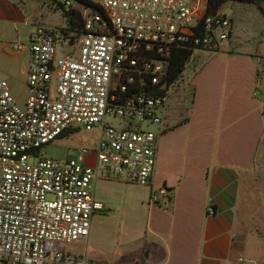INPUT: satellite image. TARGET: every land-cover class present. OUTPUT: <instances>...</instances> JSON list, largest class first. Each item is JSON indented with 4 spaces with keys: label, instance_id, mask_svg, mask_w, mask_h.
<instances>
[{
    "label": "built area",
    "instance_id": "2783aa9c",
    "mask_svg": "<svg viewBox=\"0 0 264 264\" xmlns=\"http://www.w3.org/2000/svg\"><path fill=\"white\" fill-rule=\"evenodd\" d=\"M51 1L79 14L81 27L71 26V37L35 25L26 44L11 47L29 52L21 106L0 79V264H92L63 247L85 239L104 209L94 182L104 175L148 186L158 134L148 126L162 121L173 53L218 50L232 28L226 3L205 13L198 0ZM78 126L97 130L93 148L60 160L37 155ZM166 195L159 186L149 200Z\"/></svg>",
    "mask_w": 264,
    "mask_h": 264
},
{
    "label": "crops",
    "instance_id": "0c3cea01",
    "mask_svg": "<svg viewBox=\"0 0 264 264\" xmlns=\"http://www.w3.org/2000/svg\"><path fill=\"white\" fill-rule=\"evenodd\" d=\"M27 1L0 0V59L14 57L11 47L28 38L30 31L22 35ZM254 3L264 10V0ZM230 19V36L217 50L225 52L197 80L191 116L162 122L145 194L125 202L124 222L140 220L143 231L108 234L115 201L95 197L94 189L123 179L101 175L93 196L104 209L91 217L79 244L82 255L68 258L92 264H264V50H242L251 41L250 23ZM184 143L187 152L177 154ZM159 186L168 194L150 204L149 191ZM138 204L140 213L133 210ZM208 206L214 214H207Z\"/></svg>",
    "mask_w": 264,
    "mask_h": 264
},
{
    "label": "rangeland",
    "instance_id": "374dc122",
    "mask_svg": "<svg viewBox=\"0 0 264 264\" xmlns=\"http://www.w3.org/2000/svg\"><path fill=\"white\" fill-rule=\"evenodd\" d=\"M194 1V0H193ZM205 0H198V7L200 11L203 10ZM191 7L195 6L194 2L190 3ZM225 14L232 17L233 21H241L250 23L247 28L250 30L251 41L243 46L241 49L244 51H253L255 47L264 50V10L259 8L256 3L238 4L236 1H228L225 4ZM66 9L59 6L52 5L51 0H28L26 3V14L28 16V25L22 29V35L27 31H30L35 25H44L55 29L67 28L69 29V36H75V32L70 29L71 25L67 16L65 15ZM263 12V13H262ZM253 38V40H252ZM27 40L23 39L22 44H26ZM17 44V43H16ZM15 45V44H14ZM68 48V45L62 47ZM71 50H73L71 48ZM17 54L7 60L0 59V79H4L10 89V94L18 105H22L27 97L26 86V69L27 61L29 63V52L15 51ZM225 51L220 50H208V49H194L192 50L187 62L184 65L181 75L172 83L167 92V104L165 109L161 110L162 121L159 125L148 126V129L158 132L162 122H166L167 125L172 123H181L186 117L191 116L192 109V95L196 89V85H199V81L202 77V73L210 68V63L217 54H222ZM214 70L217 69V63L213 64ZM198 87V86H197ZM255 96L259 95L257 89L253 90ZM97 137V130L92 129L90 131L84 130L81 126H78L76 130H73L62 137H57L53 141L37 149V155L39 157L51 158L60 160L66 154H73L75 148L85 146L87 148H93L95 146V139ZM177 154H185L187 152L186 144H181L179 149L174 150ZM31 162L35 161V158L30 159ZM154 168V167H153ZM117 178V177H114ZM120 179V178H117ZM148 187V186H146ZM157 189V188H155ZM155 189H150L151 193ZM103 194L109 195L110 200H114L112 203L114 206L111 208L112 215H109L106 220V231L108 234L112 233L115 237L120 238L124 234L136 235L143 231V226L140 220L134 222H124V212L126 208L127 198L143 197L145 194V188L138 186L129 181L123 180L120 185H108L107 187H97L94 189V196L103 197ZM168 194V192H167ZM148 202H150L148 194ZM133 210L136 213L141 212V207L138 204L133 206ZM99 213V212H98ZM97 214V213H96ZM138 219V218H137ZM81 240L76 244H71L63 247L65 255L68 256H80L84 251V247L81 244Z\"/></svg>",
    "mask_w": 264,
    "mask_h": 264
},
{
    "label": "trees",
    "instance_id": "16d2710c",
    "mask_svg": "<svg viewBox=\"0 0 264 264\" xmlns=\"http://www.w3.org/2000/svg\"><path fill=\"white\" fill-rule=\"evenodd\" d=\"M228 1H243L247 3L255 2V0H205V13L214 12L219 6ZM65 15L67 16L72 27L76 29L81 27L82 20L79 14L70 10L66 11ZM191 52L192 50H177L175 53H173L167 75L168 84L173 83L181 75L184 65L187 62Z\"/></svg>",
    "mask_w": 264,
    "mask_h": 264
}]
</instances>
